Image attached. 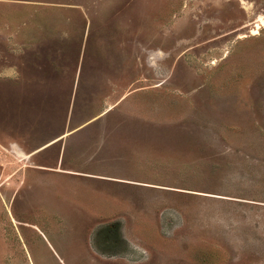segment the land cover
<instances>
[{
	"label": "rangeland",
	"instance_id": "1",
	"mask_svg": "<svg viewBox=\"0 0 264 264\" xmlns=\"http://www.w3.org/2000/svg\"><path fill=\"white\" fill-rule=\"evenodd\" d=\"M0 264H264V0H0Z\"/></svg>",
	"mask_w": 264,
	"mask_h": 264
}]
</instances>
